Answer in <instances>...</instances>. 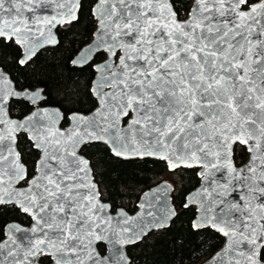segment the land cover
Listing matches in <instances>:
<instances>
[{
	"label": "snow or ice",
	"instance_id": "obj_1",
	"mask_svg": "<svg viewBox=\"0 0 264 264\" xmlns=\"http://www.w3.org/2000/svg\"><path fill=\"white\" fill-rule=\"evenodd\" d=\"M37 2L0 0V37L15 36L22 44L27 21L20 13L31 11L30 5ZM105 4L110 7L101 13ZM241 5H248V10L241 11ZM95 11L100 13L102 34L114 29L108 50L115 55V49L123 47L124 54L118 65L122 71L112 72L105 84L113 91L96 93L101 107L91 118L73 117L83 119L86 128L90 125L84 138L104 139L100 133H108L132 113L128 127L116 134L125 141V149L130 136L137 154L168 159L171 168L198 164L205 169L202 176L226 168L230 179L212 200L218 207L227 204L229 211L213 209L212 223L227 241L214 260L228 255L229 264H264V0L253 4L194 0L186 20L177 18L170 0H100ZM38 96L39 92L27 98ZM22 126L16 124L12 131ZM81 136L82 131H75L53 133L51 140L45 137L43 143L57 146L51 155L33 137L44 155L37 163L38 174L19 193L8 191L14 182L26 179L19 155L11 144L0 149V203L22 196L19 206L35 221L31 231L40 233L26 247L28 264L40 254L51 255L56 264H86V260L104 264L106 258L94 254L91 245L93 238L105 239L100 232L108 221L100 214L107 206L98 205L94 185L81 182L78 173L87 176V169L67 159L75 156L69 149L81 142ZM61 138L69 141L64 157L56 155ZM5 139L0 131V143ZM237 141L248 145L251 153L240 169L231 161V145ZM113 150L122 154L115 143ZM52 160L59 164H51ZM86 187L89 191H82ZM229 187L240 188L244 203L225 199ZM5 247L7 255L16 256L15 249L0 243V249ZM86 251L85 260L81 254Z\"/></svg>",
	"mask_w": 264,
	"mask_h": 264
},
{
	"label": "water",
	"instance_id": "obj_2",
	"mask_svg": "<svg viewBox=\"0 0 264 264\" xmlns=\"http://www.w3.org/2000/svg\"><path fill=\"white\" fill-rule=\"evenodd\" d=\"M81 1L82 0H38L36 4L30 5L32 8L31 11L23 9L20 13V16L27 21V28L21 34V40L23 43H17L15 36L12 39H8L7 37H0V39H3L4 41H11L17 46L20 51L18 62L20 66H23L32 60L39 52L56 46L57 40L54 32L55 29L59 26L75 21ZM259 2L260 0L254 3ZM193 3L194 0H192L188 11L191 10ZM98 5H100V0H95L90 9V14L92 20L94 21V30L91 38L88 43L83 45L75 53L70 61L72 66L80 69L85 65L90 64L95 55H103V59L100 62L92 65L94 75L90 82L89 92L91 97L94 99L96 106L89 113H72L67 116V124L61 127L62 115L57 108L39 106V103L44 99L39 88L34 90H16L8 75L0 68V95L3 97V99L0 100V109H2L0 110V120L5 121V123L0 124V131H3V133L7 136V139H5L3 143H0V149H2L5 145L11 144L15 153L18 154L16 149V137L17 135L22 134L30 143L32 150L37 154L32 176L26 178L25 180L14 182L8 191H15L16 193H19L26 190L29 187L27 181H30L38 174L36 171L37 163L44 155L42 148L47 149L48 153L51 155L53 150L57 147L54 143H43L45 137H48L49 140H51L53 133L82 131L81 142L76 144L74 148L69 149L70 152H75V156H68L67 159H75L80 168L87 169V176H85L84 172H79L78 175L81 177V182L85 185H94V189L92 190L95 192H98V189L93 181L89 162L86 158L80 155L79 152L81 147L86 145H100L107 149L110 156L120 161H158L163 163L170 172L177 169L195 170V174L199 179V182L194 189L185 195L182 207L192 208L194 211V217L190 222V227L193 231L209 229L221 239L220 247L208 258L198 264H229L228 255H222L214 260V257H217L218 253H222V250L225 248L227 237L217 231V228L212 223L213 209L218 212L220 211V207H223L225 212L229 211L227 204L218 207L212 200V197L217 191H224V189L220 186L226 184L230 179V174L226 168H221L219 170L211 169L203 176L200 174L205 172V169L198 164H194L191 167H186L181 164L179 167L171 168L168 159H161L158 155L137 154L134 151V148L136 147L135 142L130 140V136L128 147L125 149L123 147L125 141L120 135L116 134L122 132L123 129L128 127L129 121L133 115L132 113H129V116L120 119L116 128H110L108 133H100L104 139L84 138L83 132L91 130L90 125L86 128L85 121L83 119L74 120V116L85 118L92 117L97 108L101 107V99L97 97L96 93L100 92L102 94H107L112 92V87L105 86L107 78H110L112 72L114 71H122L118 65L119 57L124 54L123 47L115 49V55H112V53L108 50L109 45L112 43V41L109 40V36L114 34V29L106 30L107 34H102L99 31L101 28L99 19L100 13L95 11ZM242 6L243 5H241L240 8L241 11L248 10V6L245 9H242ZM6 7H9V5H6ZM108 7H110L108 4L100 6V12L102 13ZM73 15L75 18H72ZM186 19H188L187 15L182 20ZM21 27L23 28L24 26L21 25ZM261 39H264V36H261ZM21 60H24L25 62L21 63ZM37 92H39V96L36 99L33 100L27 98L32 93ZM10 100L26 103L29 107H31L30 112L21 119L9 117L7 107ZM96 119L99 120L100 118L96 117ZM124 120L125 122L123 123ZM16 124L23 126L15 128V130L12 131L14 125ZM113 135H115V141L112 140ZM33 137L42 142V148H38L36 146ZM105 139L109 142L105 143ZM67 143H69L68 140L64 138L60 139L59 150L56 152V155L64 157V146ZM113 143H115L122 152L121 155H117L113 150ZM250 143L253 142L250 141ZM235 145L244 148L246 153V160L240 166H235L232 160V151ZM140 151L144 152L145 149L141 148ZM250 157L251 153L249 152L248 145L241 144L239 141L231 145V161L232 165L236 169H240L244 165L248 164ZM81 161L86 162V164L80 163ZM19 163L23 166L20 157ZM50 163L58 165L59 161L52 160ZM76 166L77 165H73V167ZM23 168L26 173L24 166ZM82 191L87 192L89 191V188L86 187L82 189ZM171 192L172 188L166 182H161L150 187L149 189L143 191L138 197L135 204V210L132 213H127L122 209L111 211L109 204L102 202L98 195V205L107 206L105 211L100 215L105 217L108 223L101 226L104 230L101 231L100 234L104 236L105 239L96 240L93 238L91 249L94 250V254H98L99 258H106L104 260V264H129L125 248L137 244L152 231L166 229L175 217V210L171 205L170 200ZM240 196L241 190L239 187H236L235 190L229 187L225 199L230 202L235 201L242 204L244 201L240 199ZM5 199H7V197H5ZM23 199L24 198L22 196L14 195L11 202L0 203V206H11L16 208L29 220V224L27 226H22L15 222L7 223L4 226L3 238L0 240V243H7L12 249H15L16 256L13 257L7 255L9 251L8 247L0 249V253H3V255L0 256L2 264H14L15 261L19 260H23V264H28L27 259H24L26 247L29 246L30 240L34 243L35 237L40 235V233H32L31 229L34 227L35 221L32 216L28 214V212H25L19 206L18 202ZM97 231L100 230L97 229ZM9 236H11V240H9ZM85 243H87V241H85ZM97 246L103 247V254H99ZM41 256L47 257L49 259V264H56V261L51 255L44 254L38 255L33 260V264H39L38 259ZM81 256L86 260L87 251L82 253ZM86 264H90V262L86 260Z\"/></svg>",
	"mask_w": 264,
	"mask_h": 264
},
{
	"label": "trees",
	"instance_id": "obj_3",
	"mask_svg": "<svg viewBox=\"0 0 264 264\" xmlns=\"http://www.w3.org/2000/svg\"><path fill=\"white\" fill-rule=\"evenodd\" d=\"M257 1L248 0V4ZM94 2L82 0L76 20L55 29L56 46L39 52L23 67L18 64L19 49L12 42L0 40V68L8 75L14 88H40L44 97L41 105L57 108L62 115V126L67 124L69 114H86L95 106L89 93V83L93 77L91 65L78 69L70 63L75 53L91 38L94 21L90 9ZM191 2L170 0L179 20L186 17ZM247 6L243 5L242 9ZM101 59L102 55L99 54L93 61ZM7 110L9 117L21 119L30 108L21 101H10ZM16 149L25 167L26 178H29L33 174L37 154L22 134L16 137ZM79 152L89 162L99 199L109 204L111 211L122 209L132 213L142 192L158 183L166 182L172 188L170 200L175 217L166 229L152 231L137 244L125 248L129 264H198L220 247L221 239L209 229H191L194 211L182 207L185 195L199 182L195 170L177 169L170 172L158 161H120L100 145H86ZM232 160L235 166L241 165L246 160L244 148L235 145ZM10 222L22 226L29 224L28 218L16 208L0 206V240L4 226ZM97 251L103 254L104 249L97 246ZM261 252L264 253V249ZM38 263L49 264V259L41 256Z\"/></svg>",
	"mask_w": 264,
	"mask_h": 264
},
{
	"label": "flooded vegetation",
	"instance_id": "obj_4",
	"mask_svg": "<svg viewBox=\"0 0 264 264\" xmlns=\"http://www.w3.org/2000/svg\"><path fill=\"white\" fill-rule=\"evenodd\" d=\"M75 20H76V19H75ZM64 25H65V24H64ZM0 40H3V39H0ZM3 41H4V40H3ZM5 42H11V41H5ZM15 46H16V45H15ZM16 47H17V46H16ZM19 52H20V51H19ZM98 55H99V54H98ZM101 55H102V54H101ZM95 56H96V55H95ZM95 56L93 57V60H94ZM19 57H20V56H19ZM102 59H103V55H102ZM102 59H101V60H102ZM93 60H92V62L90 63L91 67H92L93 64L100 62V61H96V62H95V61H93ZM30 61H31V60H30ZM30 61H29V62H30ZM29 62H28V63H29ZM18 64H19V62H18ZM25 65H26V64H25ZM25 65H23V66H25ZM88 65H89V64H88ZM19 66H20V65H19ZM23 66H20V67H23ZM85 66H87V65H85ZM85 66H84V67H85ZM82 68H83V67H82ZM92 70H93V69H92ZM3 72H4V71H3ZM4 73H5V72H4ZM93 75H94V72H93ZM92 78H93V77H92ZM91 80H92V79H91ZM90 82H91V81H90ZM89 87H90V83H89ZM34 89H36V88H34ZM34 89H23V90H34ZM39 89H40V88H39ZM40 90H41V89H40ZM19 91H22V90H19ZM89 93H90V92H89ZM41 94H42V91H41ZM42 95H43V94H42ZM90 96H91V94H90ZM91 98H92V97H91ZM92 99H93V98H92ZM43 100H44V99H43ZM93 100H94V99H93ZM10 101H16V100H10ZM10 101H9V102H10ZM42 102H43V101H42ZM42 102L39 103V106H41V107H49V106H42V105H41ZM23 103H24V102H23ZM94 103H95V101H94ZM8 104H9V103H8ZM25 104H26V103H25ZM27 106H28V105H27ZM95 106H96V105H95ZM95 106H94V108H95ZM28 107H29V106H28ZM29 108H30V110H31V107H29ZM94 108H93V109H94ZM93 109H92V110H93ZM92 110H91V111H92ZM29 112H30V111H29ZM29 112H28V113H29ZM89 112H90V111H89ZM89 112H88V113H89ZM71 114H72V113H71ZM78 114H79V113H78ZM86 114H87V113H86ZM69 115H70V114H69ZM124 122H125V120L123 121V123H124ZM61 127H63V126L61 125ZM239 166H240V165H239ZM115 210H116V209H115Z\"/></svg>",
	"mask_w": 264,
	"mask_h": 264
},
{
	"label": "rangeland",
	"instance_id": "obj_5",
	"mask_svg": "<svg viewBox=\"0 0 264 264\" xmlns=\"http://www.w3.org/2000/svg\"><path fill=\"white\" fill-rule=\"evenodd\" d=\"M203 260H204V259H203ZM203 260H202V261H203ZM200 262H201V261H200ZM200 262H199V263H200Z\"/></svg>",
	"mask_w": 264,
	"mask_h": 264
}]
</instances>
